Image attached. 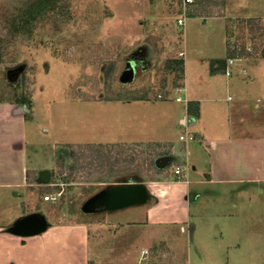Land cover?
I'll return each mask as SVG.
<instances>
[{
    "label": "crops",
    "instance_id": "obj_1",
    "mask_svg": "<svg viewBox=\"0 0 264 264\" xmlns=\"http://www.w3.org/2000/svg\"><path fill=\"white\" fill-rule=\"evenodd\" d=\"M146 1L152 5L151 16H146L143 21L137 18L134 25L137 29L144 30L147 22V27L153 30L152 35L156 36L165 35L172 26L185 30L184 49L168 57L169 63L177 68L178 61H182L181 85L173 92L176 102L182 106L176 112L172 111L171 118L175 119L169 127H179L180 133L183 130L192 133L196 141L189 143L187 154L181 152L182 157H178L175 153L178 144L172 142L167 133L157 137L167 127L161 119L168 115L166 101L171 93L162 98L165 101L149 98L123 101L132 112L139 111V117L147 116L149 124L141 123L131 130L132 125L128 122L126 136L121 135L115 143L111 140L102 144H154L170 150L161 155L168 162L177 156L176 163H186L188 157L183 174L186 181H176L173 167L165 169L164 161L159 163L160 166L155 161L153 176L129 172L114 176V182L101 183L99 189L105 193V204L101 210L89 211L90 215H87L104 219L103 233L95 230V250L110 233L111 237H126L119 243L112 242L101 252H89L92 228L83 219L74 224L47 221L44 230L34 225L23 226L24 190L50 185L56 154L61 152L65 158L68 154L62 150L67 145L54 140L46 143L48 130L42 131L39 127L40 123L31 112L30 101H2L0 219L3 214L5 216L0 220V245L9 247H0V264H9L12 257L21 264H69L71 261V264H151L150 261L155 260L151 255H158L159 250L157 253L150 250L158 243L165 250L161 255L175 254L176 233L169 231L178 222L183 223L180 226L183 233L185 225H189L186 233L189 232L195 255H203V251L209 255L207 245H210L212 259L222 260L221 264H240L242 255L249 254L248 240L255 247L261 246L264 252V57H240L242 60L234 75L228 78L224 74L228 40L232 36L229 28L238 19H264V0H249L244 5L239 0L237 7L236 1L224 0L221 15L211 0L203 8L198 4L203 0H194V4L188 6V16L181 27L177 20L181 17L182 0ZM172 12L177 14L176 21L172 19ZM152 15L156 19L153 20ZM106 19L114 21L115 14ZM189 40L193 41L191 47ZM216 43L219 51L222 49L220 52L214 49ZM188 49L192 50V56L186 58ZM212 61L218 62L210 65ZM115 74L120 84L118 65ZM131 86L129 90L138 88ZM31 125L33 131L28 130V127L32 130ZM151 130L153 133H149ZM40 155L47 159L51 157V161H37ZM42 202L36 201L33 215H43L39 208L46 202ZM85 208L80 206V211ZM140 237L146 240V246L140 245L139 252L132 253L129 243H143ZM13 250L16 255H11ZM142 250L147 251L143 257Z\"/></svg>",
    "mask_w": 264,
    "mask_h": 264
},
{
    "label": "rangeland",
    "instance_id": "obj_2",
    "mask_svg": "<svg viewBox=\"0 0 264 264\" xmlns=\"http://www.w3.org/2000/svg\"><path fill=\"white\" fill-rule=\"evenodd\" d=\"M21 1L0 0V50L2 51L0 102L15 100L16 97L24 101L29 100L32 103L33 117H36L40 123L39 127L42 131L48 130L44 139L46 143L51 140L58 144L66 142L67 146L62 151L68 154L65 158L61 156V152L56 154V159L61 156L64 160L62 165L60 161H55V168L48 182L50 185L40 188L28 187L24 190L22 215L25 218H31L36 201L42 202L44 193L48 194L63 188V193L58 200L42 202L39 209L45 221L74 224L83 219L89 228H92L89 252L91 254L96 251L101 252L106 247H110L112 242L119 243L126 238L120 235L111 237L110 233L105 236L104 242L98 243V250H95L97 246L95 230L98 229L102 234L105 224L102 223L103 218L100 216L94 218L87 215H90L89 211L101 210L104 206L102 191L99 189L101 183H111L116 180L113 179L112 172L110 174L107 172L108 165L104 162H112L110 158L106 160L104 156H110L115 161L116 168L131 169L119 175L137 172L150 177L155 173V161H158L159 165L161 161H164L161 155L170 150L154 144L107 145L106 143L103 145H107L108 148L103 150V155L99 152L93 153L95 157L84 160L83 157L90 155L87 153L81 155L82 150L78 146L68 145L102 144L111 140H113L111 143H115L114 140L121 138V135L126 136L128 122L129 126L132 125L129 128L131 130L133 126L138 128L141 123L149 124L147 116L139 117V111L132 112L131 107L125 105L123 101L131 98L165 101L166 99L162 98L172 93L166 101L168 115L161 119L167 127L160 131L157 137L167 133L170 140L178 144L180 150L176 151L178 147H175L176 155L182 157L181 152L187 154L188 145L196 141V136L186 130L180 133L179 127H169V123L175 119L171 118V115H174L172 111L176 112L179 106H182L176 102L175 94H173L182 80L178 66L170 64L168 57L177 55L184 49L185 30L183 32V29L178 30L176 26H172L173 28L165 35L156 36L152 35L153 30L147 27V22H145L144 30L137 29L134 26L137 18L143 21L146 16H151L149 12L152 5L146 0H61L55 4L53 10L31 21L30 24L25 25L20 34L15 35L9 23L13 20L19 21L23 17ZM232 1H236L234 5L237 7L239 0ZM240 1L241 5H244L249 0ZM208 3L210 0L204 5ZM217 8V11L222 10L220 6ZM113 13L114 21L107 20L106 18L111 17ZM171 16L176 21L177 14L172 12ZM84 18L87 19L84 20ZM154 19L156 18L153 16ZM229 35H232L230 39L236 36L238 42L251 47L262 46L264 43V37L260 39L255 37L256 39L253 40L247 29H241L237 21L233 22L229 28ZM188 45L193 46V41L189 40ZM214 47L219 51L218 43ZM188 51L186 58L192 56V50L188 49ZM117 65L121 73L120 84L117 78L115 79L116 74L113 79L112 73L107 75L112 71L113 66L116 70ZM148 69L150 70L147 71ZM127 84L136 85L138 88L129 90L128 87L131 85ZM31 126L32 130L28 127L29 131H33V125ZM149 133H153V130ZM186 133L194 136V140L187 143L180 141L179 136ZM177 156L173 161L167 162L163 168L167 169L178 164L181 165L184 174L189 162L188 157H186V163L182 161L176 163ZM46 157L40 155L37 161L49 160L50 162L51 157L48 159ZM191 158L193 157L190 155V160ZM200 159H203L202 156ZM143 176L140 177L143 178ZM80 206L86 207L85 211H80ZM2 217L0 220L3 219ZM205 219H207L206 216ZM182 224L178 222L174 229L169 231L176 233L174 240L178 242V245L175 248L171 246L175 254L161 255L165 250L164 247L158 246V243L155 249L150 250L154 253L159 250L158 255H151L155 258L150 261L151 264H221L222 260L212 259L210 245H207L209 255H206L205 251L203 255H195L189 232L186 233L189 225H185L186 231L183 233L180 230ZM162 238L164 239L163 236ZM140 239L143 243L128 242L132 253L139 252L140 245L146 246V240L143 237ZM148 242L147 244H150ZM247 246L250 248L249 254L242 255L244 258L240 264L264 263L262 247H255L249 240ZM0 247L8 249L9 245L3 244ZM203 248L206 250L205 245ZM14 250L10 252L11 255H16L17 252ZM1 255H5V252H1ZM10 259L9 264L14 262L21 264L15 261L14 257ZM98 262H100L99 259Z\"/></svg>",
    "mask_w": 264,
    "mask_h": 264
},
{
    "label": "trees",
    "instance_id": "obj_3",
    "mask_svg": "<svg viewBox=\"0 0 264 264\" xmlns=\"http://www.w3.org/2000/svg\"><path fill=\"white\" fill-rule=\"evenodd\" d=\"M60 1L61 0H24V1L22 0L21 4H20V8L23 9V10H21L23 17L19 21L13 20L11 23H9V27H10L11 31L15 35L20 34L21 31L23 30V28L25 27V25L30 24L31 21H33L36 18H38L39 16L45 14L49 10H53V8H55V6H56L55 4L60 2ZM207 1H209V0H203L202 2L198 1V4H200L203 8V6H205L204 3H206ZM211 3H214L215 7L220 6L222 9L224 7V0H211ZM211 7H212V5H211ZM207 10L209 12V9H207ZM218 13L221 14L220 11H218ZM237 22L239 23V26H241V29H244V28L247 29L248 33L251 34L253 40L256 38L260 39L261 37H264V19L247 18V19H238ZM230 44L232 45L231 48H230V46H231ZM0 46H1V42H0ZM246 46L247 45L245 43L241 44L240 42H238L236 39V36H235L232 39L231 43H229V40H228L227 56L229 58L230 57H248V56L264 57V43L262 46H255V47L250 46L251 51H247ZM1 59H2V51L0 50V60ZM213 62H218V61L210 62V65H213L212 64ZM224 63H225V61H224ZM178 65H179L178 71L182 72V61H178ZM14 70H16V68H14ZM115 72H116V70L113 66L112 71L108 72L107 75L108 74L111 75V73H112V79H113ZM21 76H24V75H21ZM116 98H118V97H116ZM15 100L17 102L21 101L22 103H28L29 102V100L24 101V99H20L19 97H16ZM68 146H70V147L78 146L82 150L81 155H83L85 153H87V155H90L87 157H83L84 160L87 158H90V157H95V156H93V153L97 154L99 152V153H102V155H103L104 154L103 150L108 148L107 145H103V144H77V145H68ZM102 155H99V156H102ZM104 157L106 158V160H109V158H110V160L112 162V163H110V162L106 163L103 161L104 164L108 165L107 172L109 174L112 172L113 177L118 176L119 174L126 172L128 170H131V169L124 170L123 168H116V167H114L116 163L114 160H112V158L110 156H104ZM63 160H64V158L61 156H58L57 159L55 158L56 162L60 161V165H62ZM113 168H114V170H113Z\"/></svg>",
    "mask_w": 264,
    "mask_h": 264
},
{
    "label": "built area",
    "instance_id": "obj_4",
    "mask_svg": "<svg viewBox=\"0 0 264 264\" xmlns=\"http://www.w3.org/2000/svg\"><path fill=\"white\" fill-rule=\"evenodd\" d=\"M182 3H183V9H182V13H181V17L177 20V24L178 26H182L183 25V20L186 19L187 17V12L189 11V7L188 6H191L194 4V0H182ZM232 41V38L229 40V43H231ZM231 45V44H230ZM232 47V45L230 46V48ZM246 50L247 51H251V47L250 46H247L246 47ZM242 58L240 57H228L226 59V67H225V76L226 77H231L234 73H235V68L237 65V63L241 62ZM240 73H243V74H246V72L244 70H240L239 71ZM230 99V97H229ZM179 140L180 141H183L185 143L189 142V141H192L194 140V136L190 135V134H184V135H180L179 136ZM172 172H173V175H174V178L176 181H186V179H184V175L182 173V168H181V165H173V168H172ZM188 182V181H187ZM61 186V185H60ZM62 187V186H61ZM63 188H60L59 190H56V191H53V192H50L48 194H45L42 196V201L43 202H49V201H56L58 200L62 193H63ZM142 253V257L145 256L144 254L147 253V251H141ZM137 264H143V263H137Z\"/></svg>",
    "mask_w": 264,
    "mask_h": 264
},
{
    "label": "water",
    "instance_id": "obj_5",
    "mask_svg": "<svg viewBox=\"0 0 264 264\" xmlns=\"http://www.w3.org/2000/svg\"><path fill=\"white\" fill-rule=\"evenodd\" d=\"M164 162L166 164V162H168V161L164 160ZM102 196H103L102 200L105 204V193L104 192H102ZM21 223L23 226H28V227H30L31 225H34L39 230H44L47 226V223H46L43 215H32L31 218H24L21 221Z\"/></svg>",
    "mask_w": 264,
    "mask_h": 264
}]
</instances>
